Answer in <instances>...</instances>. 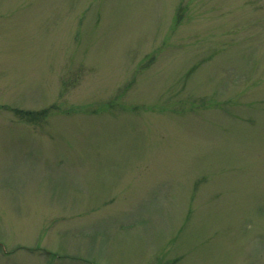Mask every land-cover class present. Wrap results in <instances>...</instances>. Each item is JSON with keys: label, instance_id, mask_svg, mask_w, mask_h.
<instances>
[{"label": "rangeland", "instance_id": "rangeland-1", "mask_svg": "<svg viewBox=\"0 0 264 264\" xmlns=\"http://www.w3.org/2000/svg\"><path fill=\"white\" fill-rule=\"evenodd\" d=\"M0 264H264V0H0Z\"/></svg>", "mask_w": 264, "mask_h": 264}]
</instances>
